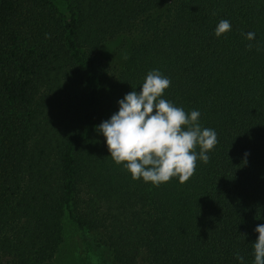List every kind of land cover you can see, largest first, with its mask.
<instances>
[{
  "label": "trees",
  "instance_id": "1",
  "mask_svg": "<svg viewBox=\"0 0 264 264\" xmlns=\"http://www.w3.org/2000/svg\"><path fill=\"white\" fill-rule=\"evenodd\" d=\"M65 217L108 264H264V0H0V264Z\"/></svg>",
  "mask_w": 264,
  "mask_h": 264
},
{
  "label": "rangeland",
  "instance_id": "2",
  "mask_svg": "<svg viewBox=\"0 0 264 264\" xmlns=\"http://www.w3.org/2000/svg\"><path fill=\"white\" fill-rule=\"evenodd\" d=\"M60 3V0H54ZM128 44L109 46L103 49V57L113 64L122 61ZM42 264H108L102 256L90 251L82 240V231L67 217L63 219V235L58 250L54 256Z\"/></svg>",
  "mask_w": 264,
  "mask_h": 264
}]
</instances>
